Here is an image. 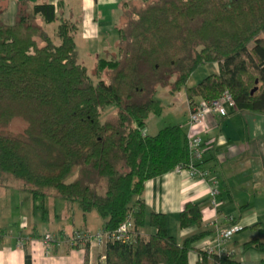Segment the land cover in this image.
<instances>
[{"label":"trees","instance_id":"1","mask_svg":"<svg viewBox=\"0 0 264 264\" xmlns=\"http://www.w3.org/2000/svg\"><path fill=\"white\" fill-rule=\"evenodd\" d=\"M57 11L58 5L19 2L14 21H0V187L77 204L83 216L94 211L103 233L129 221L131 240L108 241L97 264H188L193 246L209 233L176 245L166 217L151 213L154 234H139L145 183L189 162L180 125L147 135L145 122L162 111L159 88L171 95L183 90L189 104L227 92L236 111L264 115V0L124 3L117 53L97 58L91 77L78 63L76 23ZM51 24L53 38L46 30ZM204 64H216L218 73L187 88ZM108 106L116 115L102 123ZM15 121L23 125L19 132L9 129ZM73 171L75 179L66 183ZM101 180L104 196L95 191ZM177 221L180 228H200V205L186 203ZM247 247L264 254V243ZM202 250L198 264H232Z\"/></svg>","mask_w":264,"mask_h":264},{"label":"crops","instance_id":"2","mask_svg":"<svg viewBox=\"0 0 264 264\" xmlns=\"http://www.w3.org/2000/svg\"><path fill=\"white\" fill-rule=\"evenodd\" d=\"M134 1L0 0V21L11 24L19 2L29 7L43 3L58 5V14L76 23L73 35L76 49L85 53V58L94 60L116 47L115 27L122 5ZM53 25L54 31L56 24ZM217 73L216 64L200 65L189 76L186 87H194ZM168 99L171 106L184 100L186 117L176 125L186 134L190 131L202 138L203 157L196 166L207 170L210 177L201 179L181 170L147 181L142 194L145 225L139 234L143 238L154 234L148 223L151 213L166 217L167 233L176 245L192 235L209 233L188 254V264H198V251L214 236L215 230L236 225L239 229L221 248L222 256L230 258L232 264H260L264 254L247 244L264 243V115L227 108L226 117L208 114L200 125L190 127L189 103L183 90L173 95L168 93ZM194 101L197 103L199 99ZM213 178L217 181V193L210 196ZM40 202L38 205L16 188H4V202L0 199V264H84L85 247L72 248L67 238L73 233H97L103 221L98 220L94 211L83 216L77 204L64 205L45 199ZM189 202L200 205V228L179 227L177 216ZM62 214L64 222H59ZM95 226L99 228L94 230ZM45 234L55 240L49 249L42 241ZM86 247V264H97L104 250L95 245ZM207 262L211 264L210 260Z\"/></svg>","mask_w":264,"mask_h":264},{"label":"built area","instance_id":"3","mask_svg":"<svg viewBox=\"0 0 264 264\" xmlns=\"http://www.w3.org/2000/svg\"><path fill=\"white\" fill-rule=\"evenodd\" d=\"M227 108L234 109V103L229 93H223L218 99L212 101H199L188 105V124L190 127L200 125L205 116L213 114L218 118H224L228 115ZM189 162L187 166L176 167L174 171L187 170L190 175L197 176L201 179H208L210 173L207 170L198 169L197 163H200L203 157V140L197 134L188 132L186 134ZM217 181L215 178L211 179L210 196H214L217 191ZM131 223L126 221L116 231L112 233H73L71 237L67 238V243L70 247H77L81 245L83 248L90 245H95L98 248L104 249L108 241L128 242L131 240L130 236ZM236 225L230 227H220L215 230L214 236L202 246V251L207 255H223L221 248L225 243L238 231ZM42 241L49 249L52 243H55L52 235L45 234ZM20 245L22 241L19 242ZM103 260V257L101 258Z\"/></svg>","mask_w":264,"mask_h":264},{"label":"rangeland","instance_id":"4","mask_svg":"<svg viewBox=\"0 0 264 264\" xmlns=\"http://www.w3.org/2000/svg\"><path fill=\"white\" fill-rule=\"evenodd\" d=\"M121 22H123V20L121 19ZM54 28V25H47L46 26V30L48 32V34L52 37V29ZM53 38V37H52ZM117 46V45H116ZM77 51V59H78V63L83 65L86 70L88 75L91 77L92 72L94 70L95 67V62L97 60V58H95L94 60L91 58H85V53L83 54V52L81 50H79L78 48L76 49ZM117 53V47H114L111 52H108L107 55L108 56H114ZM104 55V56H107ZM103 56H100L98 58H102ZM85 58V59H84ZM95 80V79H94ZM168 89L169 88H159L156 91V96L155 98L161 103L162 106V111L160 113L159 116L150 114L145 122V129H144V133L147 135H154L156 132H158L159 130L167 127V126H171V125H176V124H180L182 121L185 120L186 114H185V102L184 100L182 102H176L174 106L170 105V101L168 99ZM116 115V107L115 106H108L106 107L103 111L102 114L100 116V121L102 123H104L105 121L115 117ZM23 128V125H21V123H19L18 121H15L14 123L10 124L9 129L12 132H19L21 131ZM76 177V171H73L68 178L66 179V183H70L72 182ZM105 190H106V184L104 180H101L99 182L98 187H95V191L99 196H104L105 195ZM0 199L1 202H4V186L0 187ZM47 202L53 201L56 203V201H58L59 203H63L68 204L64 201L61 200H57L50 197H46L44 198ZM42 199H38L35 200L37 201V204L40 205V201ZM62 204V205H63ZM94 213V212H92ZM64 214H62L59 217V222H64ZM98 220L100 219L99 217H97ZM76 220H78L76 218ZM101 222V220H99ZM99 228L98 226L94 227V230ZM94 234V233H92ZM72 235V234H71ZM70 235V237H71Z\"/></svg>","mask_w":264,"mask_h":264}]
</instances>
